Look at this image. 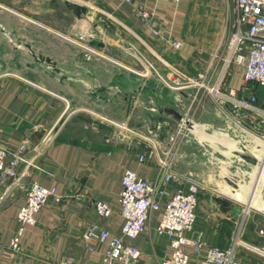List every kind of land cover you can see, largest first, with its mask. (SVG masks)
I'll list each match as a JSON object with an SVG mask.
<instances>
[{
    "label": "crops",
    "instance_id": "crops-1",
    "mask_svg": "<svg viewBox=\"0 0 264 264\" xmlns=\"http://www.w3.org/2000/svg\"><path fill=\"white\" fill-rule=\"evenodd\" d=\"M66 1L83 6L85 12L78 16ZM232 7L233 0H0L5 19H0V145L13 153L18 144H26L16 177L0 182V264H55L62 258L74 264H102L108 242L85 241V227L95 224L120 234L124 219L118 198L124 171L156 178V160L141 162L138 156L172 142L168 132L174 122L149 111L159 122H167L159 141L147 130L148 111L141 105L179 110V95L189 100L192 93L166 90L155 71L189 76L207 71L211 82L216 80L227 56ZM139 9L151 14L149 23L137 16ZM23 30L29 36L21 35ZM52 41L66 50L55 53ZM81 44L110 50L116 58H97ZM31 51L50 63L36 62ZM224 81L239 94H255L257 105L264 107V87L248 83L241 91L239 66L232 65ZM206 97L209 106L201 98L193 103L192 113L191 108L180 112L221 126L215 119L217 107ZM81 112L95 121L123 122L147 138L115 131L107 123H89ZM195 148L183 145L174 168L177 178L167 187L172 194L189 182L199 185L196 221L185 232L190 264H200L210 246L226 249L232 244L239 264H264V213L218 191L220 179L211 167L200 165L205 157ZM32 182L54 187L60 199H50L35 213V223L24 227L17 253L9 244ZM95 201L108 204L111 213L98 215ZM161 213L153 211L135 238H124L139 249L140 264H159L172 253L169 237L156 232Z\"/></svg>",
    "mask_w": 264,
    "mask_h": 264
},
{
    "label": "built area",
    "instance_id": "built-area-1",
    "mask_svg": "<svg viewBox=\"0 0 264 264\" xmlns=\"http://www.w3.org/2000/svg\"><path fill=\"white\" fill-rule=\"evenodd\" d=\"M124 1L131 2V0ZM137 16L145 23H149L152 17L143 9L137 10ZM227 28L225 39L227 56L216 80L211 82L207 71L197 72L194 76L180 71L169 74L155 71L156 77L163 86L171 90L190 89L192 105L204 95L208 96L217 109L234 125L264 140V107L257 105L255 94L243 92L247 89L248 83L264 87V0H233ZM154 32L156 33L155 30ZM232 65L242 69L244 85L241 87L243 92L241 94L235 88L225 85V77ZM183 114L189 116L187 113ZM107 122L113 124L117 130L121 129L128 134H140L142 139L147 138L146 135L123 122L110 119H107ZM115 131H113L114 135ZM168 135L171 143L163 148H150L148 152L138 156L141 162L145 159L156 160L159 166L156 178H142L132 169H126L122 175L118 201L124 223L120 234H113L95 224H88L85 227L82 234L85 241L98 239L101 242H108L102 264L116 262L140 264L139 249L126 243L124 238H135L146 228L151 213L157 210H162V213L156 232L159 235H167L172 248L171 255L162 259L159 264H190V255L184 250V246L190 242L185 232L191 230L196 221L199 185L196 182H189L186 189H178L172 194L168 193L167 187L177 178L174 168L179 161L181 148L183 145L193 143L183 128L176 124L174 128H170ZM25 148L26 144L22 142L11 153L0 145V182L16 177L17 166L24 160ZM50 199H60L54 187H45L38 182H32L26 188L25 202L17 214L19 226L9 244L12 251L17 253L21 251L20 238L24 227L35 223V213ZM163 199L164 206L161 207ZM93 205L97 214L102 217H107L111 213V207L102 201H95ZM200 246V244L196 245V251ZM55 264L74 263L70 258H62ZM200 264H239L235 244L226 249L208 247Z\"/></svg>",
    "mask_w": 264,
    "mask_h": 264
},
{
    "label": "water",
    "instance_id": "water-1",
    "mask_svg": "<svg viewBox=\"0 0 264 264\" xmlns=\"http://www.w3.org/2000/svg\"><path fill=\"white\" fill-rule=\"evenodd\" d=\"M66 4L74 7L78 16L85 12L83 6L69 1ZM31 54L36 62L50 63L48 58L36 56L33 52ZM141 106L148 111L146 116L150 123L147 130L159 141L164 136L160 131L163 125L167 126V122H159L150 110L181 126L196 149H203L205 159L200 161V165L211 167L220 179L218 191L264 213V140L234 125L218 109L215 119L222 123L221 126L185 116L174 107L157 103Z\"/></svg>",
    "mask_w": 264,
    "mask_h": 264
},
{
    "label": "rangeland",
    "instance_id": "rangeland-1",
    "mask_svg": "<svg viewBox=\"0 0 264 264\" xmlns=\"http://www.w3.org/2000/svg\"><path fill=\"white\" fill-rule=\"evenodd\" d=\"M1 18L0 19H2L3 21H5V19H4V17H2V16H0ZM21 32V31H20ZM27 35V36H29V33L27 32V31H24L23 30V32H21V35ZM52 44L54 45L53 47H56L57 48V51L58 52H56L55 51V53H61L62 51H65L66 50V47H62L61 48V46H59V44L56 42V41H52ZM83 44H81V46H82ZM84 46V45H83ZM82 46V47H83ZM78 47V46H77ZM84 47H89V50L88 49H86V53L87 54H92V55H94V56H96L97 58H100V55H104V56H106L107 58H116V53H113V52H111L110 50H106V49H102L101 51H103V52H101L98 48H96V47H94V48H92L91 46H84ZM61 49H63V50H61ZM122 55H125L124 53H122ZM115 56V57H114ZM118 57H117V59L119 58V57H121V55H117ZM121 60L119 59V61H117V63L118 64H121V65H125L123 62L121 63L120 62ZM121 67V66H120ZM122 68V67H121ZM124 70V69H123ZM88 78L89 77H87V80H88ZM89 79H91V78H89ZM92 80V79H91ZM165 89L166 90H168V91H171V89H169V88H166L165 87ZM179 96H181V102L182 103H180V108H179V111H184L185 109H190L191 108V113L193 112V109H195L194 107V105L195 104H191L192 102H191V99H192V96H190V93H189V100L187 99V98H183L182 97V95H179ZM202 99H204V100H206L205 101V104L207 105V106H209L211 103H210V101L207 99V97L206 96H204V98H202ZM204 102V101H203ZM212 106V105H211ZM182 108H183V110H182ZM199 111V110H198ZM197 111V112H198ZM183 113V112H182ZM81 114H84L83 116H86V121L87 122H89V123H94V124H102V123H107V124H109L110 125V127L112 128L113 127V129H114V126H113V124L111 125L110 123H108L107 122V119H110V118H106V120H105V118H104V120L103 119H100V118H97V120L95 121V120H92V119H90V116L87 114V113H82L81 112ZM189 115H191V114H189ZM198 115V114H197ZM84 120V119H83ZM110 120H112V119H110ZM114 121V120H113ZM116 122V121H115ZM173 128H174V126H172Z\"/></svg>",
    "mask_w": 264,
    "mask_h": 264
},
{
    "label": "flooded vegetation",
    "instance_id": "flooded-vegetation-1",
    "mask_svg": "<svg viewBox=\"0 0 264 264\" xmlns=\"http://www.w3.org/2000/svg\"><path fill=\"white\" fill-rule=\"evenodd\" d=\"M195 146V145H194ZM195 150L197 151V152H203V149L201 148L200 150H197L196 148H195Z\"/></svg>",
    "mask_w": 264,
    "mask_h": 264
}]
</instances>
